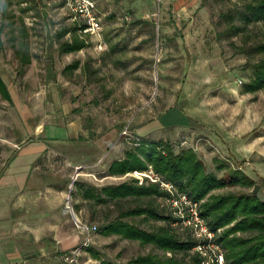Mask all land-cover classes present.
I'll return each instance as SVG.
<instances>
[{"label": "rangeland", "instance_id": "rangeland-1", "mask_svg": "<svg viewBox=\"0 0 264 264\" xmlns=\"http://www.w3.org/2000/svg\"><path fill=\"white\" fill-rule=\"evenodd\" d=\"M93 1L103 50L96 48L97 37L76 31L87 47L62 55L58 47L70 34H56L75 25L62 0H0V25L2 8L6 22H14L13 34L22 18L31 56L18 75V40L8 38L10 28L0 34V76L10 95V102L0 96V198L20 194L14 207L0 206V222L33 226V234L15 239L22 264H66L87 238L80 264L162 256L152 246L98 233L119 211L146 199L95 205L81 197L89 188L134 181L106 173L136 138L170 142L175 153L192 149L206 172L218 177L240 169L264 200V90L242 93L252 65L264 57L253 51L264 42V21L238 35L229 32L241 27L239 14L252 0ZM76 60L79 68L65 74ZM4 185L9 190L1 191ZM251 191L234 187L214 194ZM68 201L79 222L97 227L94 234H80L65 211ZM132 222L146 231L163 226ZM60 228L65 234H46Z\"/></svg>", "mask_w": 264, "mask_h": 264}, {"label": "trees", "instance_id": "trees-1", "mask_svg": "<svg viewBox=\"0 0 264 264\" xmlns=\"http://www.w3.org/2000/svg\"><path fill=\"white\" fill-rule=\"evenodd\" d=\"M241 27L232 26L230 35H238L248 26L264 21V0H252L244 5L239 14ZM5 8H2L0 34L8 36L14 44V51L19 60L20 76H23L31 63L28 53V30L22 18H18L19 27L13 34L14 22H6ZM6 22V23H5ZM83 29V27H80ZM78 23L72 29L63 28L57 34L68 40L60 43V54H75L87 47L86 38L77 35ZM88 38L89 36L86 35ZM2 43L0 42V47ZM253 51L264 55V42L254 46ZM80 62L73 61L64 68L65 74H72L79 68ZM264 90V57L252 65V77L242 86L243 94H255ZM0 96L10 102L8 89L0 77ZM151 168L165 181L172 183L177 191L200 203V216L210 230L216 232V242L222 247L225 264H264V200L257 197L258 187L240 169H231L227 176L218 177L214 172H206L203 163L192 149L175 153L170 142L136 138L132 147L125 150L123 158L112 162L107 169V176L121 177L126 173L143 172ZM224 166H218L219 169ZM240 187L252 189L250 194H214L227 188ZM84 200H91L95 205L120 204L125 200L146 199L145 205H135L119 211L112 221H105L98 233L103 237L115 236L121 240L137 242L141 246H152L162 253L137 256L126 263L101 261L100 264H200L198 254L193 252L197 244L192 234L173 226L174 220L163 205V193L157 186H137L134 181L118 185L104 186L100 189L89 188L81 194ZM162 222L156 230H143L132 220ZM87 251L94 252L87 248ZM170 254V256H166ZM94 257L98 258L97 254Z\"/></svg>", "mask_w": 264, "mask_h": 264}, {"label": "built area", "instance_id": "built-area-1", "mask_svg": "<svg viewBox=\"0 0 264 264\" xmlns=\"http://www.w3.org/2000/svg\"><path fill=\"white\" fill-rule=\"evenodd\" d=\"M66 8L71 11L73 19L78 23V31L81 34L88 36H95L96 48L103 50V44L100 37V20L96 15V4L93 0H62ZM78 169V168H77ZM133 178L137 186L154 185L163 193L162 202L168 209L170 216L173 218V226L189 231L197 244L193 248V252L198 254L200 264H225L224 253L222 247L216 242L217 235L221 230L216 232L209 229L206 222L200 216V203L193 201L189 196L181 194L177 191L176 187L162 179L159 175L155 174L149 167L148 170L143 172H130L124 176L112 179L125 180ZM65 211L74 218V213L70 202L65 205ZM80 232L86 236L97 231L96 226H88L77 221ZM87 240L83 243L82 247L87 246ZM78 248L71 252L70 256L64 259L66 264H80L78 259L80 257V250Z\"/></svg>", "mask_w": 264, "mask_h": 264}, {"label": "crops", "instance_id": "crops-1", "mask_svg": "<svg viewBox=\"0 0 264 264\" xmlns=\"http://www.w3.org/2000/svg\"><path fill=\"white\" fill-rule=\"evenodd\" d=\"M118 160H120V159H118ZM114 161H116V160L111 161V163ZM107 177L109 179L110 178L111 179L116 178V177H110V176H107ZM6 190H9V187L7 185H4L1 189V191L4 192ZM61 194H63V191L61 192ZM19 195H15L14 193H12L10 195V197H8L7 195L3 194L2 197L0 198V206H13L14 207L15 206V202H14L15 199L14 198H16V196L18 197ZM50 205H51V203L49 202L48 209H49ZM58 205H59V202L54 207H58ZM22 206H24V205H22ZM26 206H27V202L25 204V207ZM47 216H48V218H50L49 213L47 214ZM34 231L35 230H34L33 226H31V225L29 226L28 223L26 225V228L24 226H21V229H20L19 221L12 220V219L9 221H1L0 222V264H22V262H23L22 253H21L19 245H17L15 239H18V234H33ZM50 233L51 234H65L61 228L58 230H55L54 232L50 231L49 233H46V234H50ZM80 234H82V233H80ZM92 234H94V233H92Z\"/></svg>", "mask_w": 264, "mask_h": 264}, {"label": "bare ground", "instance_id": "bare-ground-1", "mask_svg": "<svg viewBox=\"0 0 264 264\" xmlns=\"http://www.w3.org/2000/svg\"><path fill=\"white\" fill-rule=\"evenodd\" d=\"M74 222H77V219L75 218V216H74Z\"/></svg>", "mask_w": 264, "mask_h": 264}]
</instances>
